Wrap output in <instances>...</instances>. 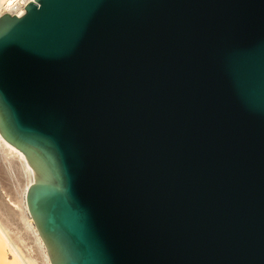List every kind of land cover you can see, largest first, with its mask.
<instances>
[{"label":"water","instance_id":"1","mask_svg":"<svg viewBox=\"0 0 264 264\" xmlns=\"http://www.w3.org/2000/svg\"><path fill=\"white\" fill-rule=\"evenodd\" d=\"M0 18V134L52 264H264V0H34Z\"/></svg>","mask_w":264,"mask_h":264},{"label":"bare ground","instance_id":"2","mask_svg":"<svg viewBox=\"0 0 264 264\" xmlns=\"http://www.w3.org/2000/svg\"><path fill=\"white\" fill-rule=\"evenodd\" d=\"M31 2L0 0V18L24 16ZM34 182L25 154L0 134V264H52L27 205V192Z\"/></svg>","mask_w":264,"mask_h":264},{"label":"snow or ice","instance_id":"3","mask_svg":"<svg viewBox=\"0 0 264 264\" xmlns=\"http://www.w3.org/2000/svg\"><path fill=\"white\" fill-rule=\"evenodd\" d=\"M21 15H22V13H21Z\"/></svg>","mask_w":264,"mask_h":264},{"label":"rangeland","instance_id":"4","mask_svg":"<svg viewBox=\"0 0 264 264\" xmlns=\"http://www.w3.org/2000/svg\"><path fill=\"white\" fill-rule=\"evenodd\" d=\"M10 256V255H9Z\"/></svg>","mask_w":264,"mask_h":264}]
</instances>
